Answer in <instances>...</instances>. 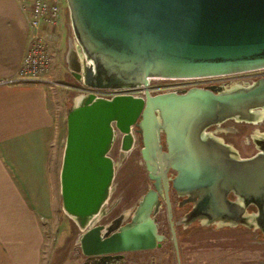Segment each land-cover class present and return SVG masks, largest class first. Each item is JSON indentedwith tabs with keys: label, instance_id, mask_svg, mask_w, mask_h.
I'll return each mask as SVG.
<instances>
[{
	"label": "water",
	"instance_id": "95a60500",
	"mask_svg": "<svg viewBox=\"0 0 264 264\" xmlns=\"http://www.w3.org/2000/svg\"><path fill=\"white\" fill-rule=\"evenodd\" d=\"M65 1L81 53L80 61L69 53L74 77L91 89L143 88L146 95L104 99L88 94L79 104L73 102L60 172L64 212L81 228L99 213L113 180L108 153L116 133L127 140L138 125L150 178L155 177L148 155L162 132L164 164L177 173L173 188L200 194L191 220H221L264 234V155L226 162L201 157L195 147L211 125L259 119L264 77L230 90L211 86L156 96L146 91L151 78H209L264 69V0ZM229 191L242 197L244 205L252 198L260 206L257 214L246 216L241 204L227 203ZM153 201L154 194L146 195L132 223L106 238L103 226L87 229L79 239L82 255L107 264L105 256L159 248L164 237L147 213ZM166 202L170 220L167 196ZM171 236L180 264L172 225Z\"/></svg>",
	"mask_w": 264,
	"mask_h": 264
},
{
	"label": "rangeland",
	"instance_id": "374dc122",
	"mask_svg": "<svg viewBox=\"0 0 264 264\" xmlns=\"http://www.w3.org/2000/svg\"><path fill=\"white\" fill-rule=\"evenodd\" d=\"M59 29L62 33L58 32L57 35L61 43L58 67L56 68L58 78L48 80V86L58 90V93H54L55 100L52 102L54 105H57L61 98L64 101L60 106L62 108L60 127L56 129L50 150V175L55 212L52 217L41 221L40 264H97L82 255L79 245L81 235L87 229L103 226L102 234L104 236L115 229L110 225L112 220L121 217L124 222L132 216L144 195L146 173L139 159L138 167H136V163L121 166V160H117L112 155L118 167L116 166L115 177L108 196L99 213L88 221L85 228H81L74 218L64 212L60 196V172L66 142V117L74 100L79 95L93 94L98 98L110 99L117 96L120 91L124 95L142 96L137 91L127 88L91 89L74 77L69 68L70 64L68 65L69 53H74L79 61L81 53L73 34L70 13L65 0H61ZM55 60L57 62V58ZM260 74V71H251L210 77L206 80L185 81L191 84L207 81L209 84L223 86L226 90H230L236 86L246 87L253 84L261 78ZM165 84L164 82L150 83L154 90L161 91L167 87ZM56 105L54 110L57 108ZM219 130L221 131L218 133L213 132V137L227 143L239 158H246L257 148L254 144H249L253 143L255 139L264 137V117L252 122L228 119L222 122ZM228 131L230 132L227 133ZM118 140L119 138H116L115 144H118ZM141 182L143 183L140 185ZM159 218L160 230L170 237L164 211ZM177 235L180 237L179 249L182 264H264V236L257 228L251 230V228L240 224L225 226V224L219 223H193L186 231L179 226ZM123 256L125 264H177L173 247L169 242L164 243L160 249L151 252L125 253ZM109 264L118 263L114 261Z\"/></svg>",
	"mask_w": 264,
	"mask_h": 264
},
{
	"label": "crops",
	"instance_id": "0c3cea01",
	"mask_svg": "<svg viewBox=\"0 0 264 264\" xmlns=\"http://www.w3.org/2000/svg\"><path fill=\"white\" fill-rule=\"evenodd\" d=\"M28 36L15 1L0 0V80L16 73ZM60 45L57 37L42 81L0 86V264H40L41 221L55 212L50 150L64 100L54 110L58 90L48 83L58 78Z\"/></svg>",
	"mask_w": 264,
	"mask_h": 264
},
{
	"label": "flooded vegetation",
	"instance_id": "af4514ba",
	"mask_svg": "<svg viewBox=\"0 0 264 264\" xmlns=\"http://www.w3.org/2000/svg\"><path fill=\"white\" fill-rule=\"evenodd\" d=\"M156 82H164L167 85L166 88L161 90H154L150 85V83H156ZM199 84H196L197 86H192L191 83H188L185 81V79H163V78H151L148 81V86L146 88V91L148 92L149 96H156L159 94H177L181 95L187 92L190 89L198 88V89H208V87L211 86H219V85H212L211 83L207 81H201L198 82ZM132 91H137L141 96H145L146 92L143 88H137L133 89ZM220 124L211 125L203 130L201 133V137L197 141V145H195L196 150L198 152H201L199 155L201 157L205 158H216L220 159L226 162L236 161V160H252L256 158L258 155H264V137H261V139H255L253 143H250L249 145L254 144L257 148L256 151L252 152L249 156L246 158H239L238 154L234 152V150L225 142L222 140H219L215 137H213V132L218 133ZM213 128V129H212ZM228 131L227 133H229ZM116 138H119L118 144H115ZM115 140L109 150L108 156L113 161L114 164V174H113V180L115 177V170H116V163L115 159H113L112 155L116 157L117 160H121V166L131 163H136V167L140 165L138 163V159L140 160L142 167L146 173V180H145V190L144 195L142 196L141 201L137 204L136 210L132 216L127 218L124 222H122V218L112 220L110 222V225H112L115 229L111 231L109 234H105V238L110 236L113 233L118 232L123 227L129 225L132 223L133 218L136 215V212L138 210L139 205L143 202L144 197L148 194L153 195L154 194V201L152 202L151 207L148 209V215L152 219V221L156 225L157 233L159 235H162L164 237L163 241L161 242V246L156 249H160L164 243L169 242L174 250V255L177 263V256L175 253L174 243L171 236V225L175 232V238L178 246V253H179V261L180 264H182L181 261V254L179 249V236L177 235V228L181 226L184 231H186L189 226L193 223H207L206 219H196L191 220L190 219V211L196 206V202L201 200V196L199 195H193L188 192H183L182 194L178 193L173 188V181L175 180L177 173L171 169L166 168L164 164V158L163 155L167 154V145L164 140V135L162 132H159L157 134V144L153 147V153L149 154L148 157L151 159L152 163L151 166L154 168V171L152 173L154 179L150 178V173L147 171L145 161L142 157V150H143V142H142V134L140 132V128L138 125H134L131 128L130 137L125 140L123 138V135L120 133H116ZM118 167V166H117ZM112 180V181H113ZM143 182L140 183V185ZM264 191V188H263ZM166 196L168 197L169 201V207H170V220L168 219V210H167V202H166ZM225 198L227 203H239L245 210L246 216L253 217L257 214L258 209L260 206L255 203L252 198H248L247 204L244 205V199L238 195L235 194L234 191H229L225 194ZM165 212L166 221L168 224V231L169 236L167 237L162 230H160V216L162 212ZM192 222V223H191ZM225 224V226H232L229 225L228 222H223L221 220H217L213 222V224ZM252 223V222H251ZM211 224V223H210ZM236 227V226H234ZM106 228V227H105ZM253 228H251L252 230ZM262 236L264 234L257 229ZM153 249V250H156ZM153 250H145V251H137V252H127V253H138V252H151ZM125 253L116 254V255H109L105 256V258H110L109 263H113L114 261H117L118 264H125L124 255ZM92 262L98 263L100 258H90ZM106 261V259H105ZM107 264H109L106 261Z\"/></svg>",
	"mask_w": 264,
	"mask_h": 264
},
{
	"label": "built area",
	"instance_id": "2783aa9c",
	"mask_svg": "<svg viewBox=\"0 0 264 264\" xmlns=\"http://www.w3.org/2000/svg\"><path fill=\"white\" fill-rule=\"evenodd\" d=\"M14 1L23 15L29 36L16 73L11 77L0 80V86L43 80L53 64L51 45L57 38L56 29L61 20V0ZM256 71L261 72V78L264 77V69ZM206 79L188 78L185 80L198 81ZM196 84L199 83L192 84V86H197ZM117 95L124 94L118 91Z\"/></svg>",
	"mask_w": 264,
	"mask_h": 264
},
{
	"label": "bare ground",
	"instance_id": "6f19581e",
	"mask_svg": "<svg viewBox=\"0 0 264 264\" xmlns=\"http://www.w3.org/2000/svg\"><path fill=\"white\" fill-rule=\"evenodd\" d=\"M234 88H238V86H236V87H234ZM233 89V88H232ZM82 95H79V96H77L76 97V99L74 100L75 101V104H79L80 102H81V100H82ZM264 117V111H261L260 112V117H259V119H262ZM258 119V120H259Z\"/></svg>",
	"mask_w": 264,
	"mask_h": 264
}]
</instances>
